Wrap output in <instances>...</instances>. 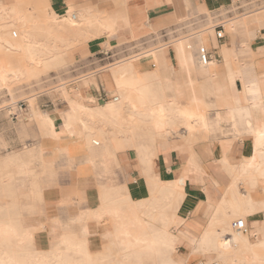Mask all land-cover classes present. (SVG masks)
I'll list each match as a JSON object with an SVG mask.
<instances>
[{
	"label": "rangeland",
	"instance_id": "obj_1",
	"mask_svg": "<svg viewBox=\"0 0 264 264\" xmlns=\"http://www.w3.org/2000/svg\"><path fill=\"white\" fill-rule=\"evenodd\" d=\"M0 3L1 38L6 37L7 41L18 44L26 40L25 36L29 35L32 41H39L48 48H58L57 56L59 60L42 66L43 63L48 62L46 60L49 57L48 54L43 57L45 59L43 63L31 60L29 62L27 60L22 61V59L21 62L20 57L15 54L4 48L0 50V67H7L11 71L26 69V72L16 78L11 74L8 75L6 80L0 81V218L9 219L20 229L38 230L39 233L35 236L31 245L32 249L45 250L46 252L59 250L58 252L77 259L78 257L70 251H66L65 246L60 243L63 237L74 235L81 241L92 240L104 248L110 246L115 240L109 219L105 217L97 219L92 216L93 212L99 210L102 203L108 204L117 201L118 206L122 207L124 205L123 200L128 197V195L122 194V188L116 178L111 156L108 155L110 150L134 149L137 152L138 150L144 151L147 157L149 154L155 155L154 152L153 154L150 153L151 147L157 141V136L153 133L152 128L147 123H128L124 120L127 114L135 111L147 113L150 109L152 111L161 109V113L165 111V114L170 115L178 106H189V101L185 98H177L175 103L170 101L172 92L164 89L161 76L166 75L175 80L178 67L175 66L172 70L166 66L162 67L160 57L170 49L179 52L180 47L183 46L182 42L193 43L194 40L189 36H185L191 31H178L173 36L170 35L167 44H164V41L159 38L152 41V39L158 37L159 33L157 32L138 40L127 41L122 39L107 47L110 56L108 59L98 64H92V61L97 58L88 57L85 44L96 36L91 38L85 35L96 31L92 27L88 28L86 21L81 18V15L84 16V12L75 13L76 22L81 30L79 34H66L63 28H66L67 23H70V13L67 14V18L64 19L63 23H58L57 20L54 21L51 17H47L50 14L55 15L50 10L49 0H2ZM197 12L199 14L204 13L199 9ZM55 16L58 20L63 18V16ZM247 16L252 17L247 18ZM245 17L247 19L243 20ZM259 17H264V0H251L248 5H242L239 9L235 5L230 7V15L225 17V19H229L224 27L225 36L226 41L230 42V46H234L237 52L242 50L240 45L243 42L250 48L251 40L248 41L247 35L238 28L237 31L240 30V32H231L230 28L234 24L230 21H234L235 24L240 21L248 23L247 20H257ZM187 18L189 17L185 13L178 14L172 24L173 28H170H178L179 24ZM106 19L104 17L103 20L106 22ZM258 24L263 25L258 30H264V22ZM202 38H204L203 34ZM202 42H204V39H202ZM193 46L194 52H196L197 45L194 44ZM151 56H153V61L150 59L151 61L147 62L146 59ZM238 56L240 55L238 54ZM238 61L245 62L248 65L247 58L238 57ZM143 63L145 65L140 66ZM217 65L218 68L216 64L214 66L217 68L215 71L216 76L229 72L228 67H222L219 62ZM121 66L129 67L124 76L139 78L149 88L147 93L140 96V98L133 97L132 105L121 106L124 122L88 118L85 132L83 127L78 125L76 126V135L59 133L53 139V141H56L62 135L79 139L87 132H93L101 136L100 139L95 138V140L100 141V146L95 147L102 148L104 151L103 161L107 160V166L105 164L106 168H102V170L105 171V175L103 172L95 175L91 184L94 191L92 197L79 196L77 200H74L71 195L72 191L68 189L66 174L68 167H58L57 164L52 162L51 158L47 159L41 141L51 139L48 137L46 127L33 116L35 113L48 114L45 110L52 106L53 102L59 101L68 107L71 106L68 95H65L66 87L92 76L90 74L92 70L101 73L100 76L110 82V73L117 71ZM203 70L204 68H200L201 72ZM204 78L208 80L204 81V83L208 82V85H204V89L200 88L197 92L199 97L207 104L203 105L202 115L206 116L207 114L212 117L216 112L227 110L230 107V101L225 94L212 93L214 86L210 82L215 76ZM84 82H87V80H84ZM110 91L112 97L119 98L120 88L117 87V93L115 88L111 86ZM109 101H111V98L106 102ZM84 114H86V111ZM165 134L163 140L172 143L180 142L183 136L179 127L168 128ZM202 135L204 140L212 138L218 142L223 139H230L231 142L246 139L245 136L239 134L234 138L229 127L224 128L222 132L218 130L207 133L202 132ZM247 139L252 142L250 138ZM194 143L195 140L193 139L187 145L190 147ZM95 147H92V149ZM103 156L100 154L101 160ZM7 157L12 158L7 159ZM262 193L261 190L257 191L258 196H262ZM136 203L138 202H133V205H136ZM79 215L80 217H78ZM238 219L241 218L232 215L225 220V223L228 228L232 229L231 222ZM156 227L158 228L159 225L156 224ZM222 227H224V223L216 226L215 230H220ZM173 230L174 228L169 232L179 236L178 228L176 231ZM249 234L248 240L250 243H256L263 237L253 236L254 232H249ZM243 235H247V233L237 234L236 238ZM45 240L49 241V246L45 245L48 242H45ZM194 243L195 240L191 241L192 251L197 249V245ZM236 248L238 249L236 250ZM185 250L190 249L184 244H180L168 256L167 252L161 248V251L141 258L139 264H154L166 260L185 264L178 260V258L185 256ZM244 252V247L237 245L234 248L235 254L232 253V255L226 256V259L225 257L218 258L216 253H209L210 256L203 255L197 249L192 253L190 260L192 258L197 259L196 264H233L234 260H238L240 264H247L249 258ZM115 253L116 250H113L110 257L113 264L123 260L122 256ZM258 258L260 263L264 264V252L260 253Z\"/></svg>",
	"mask_w": 264,
	"mask_h": 264
},
{
	"label": "crops",
	"instance_id": "obj_2",
	"mask_svg": "<svg viewBox=\"0 0 264 264\" xmlns=\"http://www.w3.org/2000/svg\"><path fill=\"white\" fill-rule=\"evenodd\" d=\"M235 1L237 0H49V7L57 16H64L71 12L73 14L90 12L107 18L108 25L113 29L105 30L85 44L88 57L92 58L122 39L138 40L172 27L178 14H199L198 9L204 13L225 10ZM247 22L240 21L235 24L234 21H230L234 24L231 32L241 30L247 35L248 41L251 40L250 48L243 42L240 45L242 50L239 52L234 46H230V42L226 41V36L221 42L207 38V34H203L204 38L200 36V44L210 50L216 49L215 54L219 58V63L222 67L229 68L227 74L216 76L215 71L218 65L215 62L201 72L194 52L195 42L184 41L179 52L170 49L160 57L162 67L166 66L171 70L175 66L178 67L175 80L166 75L161 76L164 89L172 92L170 101L175 103L177 98H185L189 101V106H178L177 108H191L195 114L202 115L203 105L207 104L199 97L197 90L200 88L203 90L204 85H208V82L204 83L208 81L204 77L215 76L210 82L214 86L212 93L225 94L230 101V107L227 110L216 112L212 117L206 114L209 123L207 131L199 127L197 123L194 124L192 136L195 143L193 145L189 147L187 145L189 141L182 142V139L180 142L172 143L160 138L150 149V153L154 152L155 155L149 154L145 159L140 157L134 149L110 150L108 154L111 156L122 194L128 195L134 202L151 197L150 180L159 178V181L166 183L187 176L183 196L176 210L177 216L183 220L178 227L179 236L176 246L184 244L190 249L185 250L184 257L178 258L181 263L196 264L197 259L190 260L191 241L199 239L204 234L210 216L217 204L222 202L231 182L227 169L238 165L243 158L251 156L252 153V142L247 138L234 142L230 139H223L218 142L212 138L202 139V132L217 130L222 132L224 128L229 127L233 137L236 138L235 130L231 127L230 120L227 119L229 113L232 119L245 118L253 126L264 124V82H262L264 78V30H258L263 25H259L255 19L247 20ZM237 28L240 30L237 31ZM224 47L230 52L229 57L224 53ZM238 57L247 58L248 65L245 62H239ZM97 63L92 61V64ZM215 64L217 68L214 67ZM234 71L238 72L237 77L231 76ZM158 73L161 75L160 72ZM90 74L92 76L84 79L87 82L83 83L84 80H79L66 87L68 99L86 108H97L112 102V100L106 102L112 97L110 95L111 86L117 91L112 74L110 73V82L101 77V73H96V70H92ZM51 105L45 111L53 119L54 124L60 126L62 117L69 107L59 101ZM154 110L161 113V109ZM174 112L167 115L164 111L159 115L162 120L168 119L164 118L166 115L175 119L176 125L174 126L179 127L183 136L186 137L188 133L182 125L180 126V123H177L178 118ZM217 114L224 117L222 121L217 119ZM235 122H238V130L242 131L241 121ZM41 144L46 151L47 159L51 158L58 167H68L66 172L68 189L72 191L71 195L74 200H77L79 196L92 197L94 191L91 184L94 177L103 172L102 168L107 166V160L103 161L100 157V154H103L102 148H90L85 134L79 139L62 135L56 141L42 140ZM76 194L78 196L75 197ZM230 216H232L231 212ZM246 225V233L254 232L258 237L264 236V212L246 218Z\"/></svg>",
	"mask_w": 264,
	"mask_h": 264
},
{
	"label": "bare ground",
	"instance_id": "obj_3",
	"mask_svg": "<svg viewBox=\"0 0 264 264\" xmlns=\"http://www.w3.org/2000/svg\"><path fill=\"white\" fill-rule=\"evenodd\" d=\"M47 17H51L54 21L57 20L58 23H63L67 15L60 18V21L56 19V16L53 14ZM81 18L86 21L88 28L92 27L96 31L85 35L87 37L93 38L94 36L102 34V32L107 29H113L112 26L108 25L107 19L105 22L103 20L104 17L99 14L85 12L84 16L81 15ZM69 21L70 23H67L66 28H63L64 32L66 34H79L81 30L76 19H72L69 16ZM263 21L264 17H259V19L256 20L258 23ZM25 37L26 40L18 44L7 41L8 39L6 40V37L4 39L0 37V50L4 48L8 52L20 57V61L22 59V61L27 60L28 62L31 60L43 63L45 61L43 57L48 54L49 57L46 58L48 62L43 63L42 66L59 61L57 56L58 48H48L43 43H39V41H32L29 35ZM224 53L229 57L230 52L226 47H224ZM152 58L153 56L146 59L148 60L147 62L151 61ZM145 63L140 66L143 67ZM197 65L200 68L208 67H202L198 62ZM127 66H121L117 71L112 73L114 84L121 89L118 101H112L97 108H86L80 103L70 100L71 106H69L68 111L63 115L60 126L54 124L49 114L35 113L33 117L46 127L48 137L51 140L55 139L59 133L76 135V126L78 125H81L85 132V130H87L85 125L88 118L124 122L121 106L126 104L128 106L132 105L133 97L140 98V96L145 95L149 89L141 79L124 76V73L127 72L129 68ZM24 72H26V69L11 71L7 69V67L1 66L0 81L6 80L8 75L12 74L13 77L16 78ZM237 75V71L231 73L232 77H237ZM262 82H264V78ZM85 111L86 114H84ZM174 113L178 118V120H176L177 123H180L188 133L186 137L182 136V142L193 140L192 132L195 123L207 131L209 123L205 115L200 116L195 114L194 110L191 108H177ZM216 116L217 119L221 121L224 118L220 114ZM161 118L159 112L150 109L147 113L130 112L124 120L128 123L138 122L149 124L148 126L152 128L158 140L164 138L169 127H175L174 125H176L175 119L169 118L167 115L164 118L168 119L162 120ZM227 119L230 120L231 127L237 133L236 136L239 134L245 136L244 138H250L252 140V153L251 156L243 158L238 165L230 166V168L227 169L231 177L227 192L222 202L217 204L215 210L213 209L214 212L209 218L204 234L199 239L195 240L194 244L197 245V249L200 250L203 255L208 256L209 253H216L218 258H226V256L232 255L235 246L240 245L244 247V254L249 258L248 263L246 261L247 264H261L258 256L260 253L264 252V236L256 243L249 242V233L236 238V232L228 228L225 220L230 217V212L234 217L241 218V220H246V218L250 216H254L259 212H264V147H262L258 137V133L264 132V124L261 123L253 126L250 121L245 118L232 119L230 113ZM227 121L228 120H226V122ZM235 121H241V125L243 126L242 131L238 130V122ZM85 137L90 148L100 146V141L95 140V138L100 139V135L87 132ZM138 153L143 159L147 158L144 151L138 150ZM11 158L12 157H7V159ZM103 158L104 156L102 160ZM186 178L187 176L166 183L159 181V178L150 180L151 197L147 200L139 201L136 205H133L134 201H132L129 196L123 200L124 205H122V207L118 206L117 201L108 204L102 203L98 211L91 212L92 216L97 219H102L104 217L109 219L112 224V233L115 240L110 246L104 248L101 247L100 244L94 243L92 240L81 241L74 235L63 237L60 243L65 246L66 251H70L74 256L78 257L77 259L65 255L62 252H58L59 250L46 252L45 250L32 249L31 245L39 231L20 229L14 222L1 217L0 264H113L110 261L113 250H116L115 254L122 256L124 260L117 261L116 264H139L141 258L161 251V248L165 250L169 256L176 250L178 239V236L170 233L169 230L174 228L173 231H176L183 222V220L177 216L176 210L179 200H181L183 196V187ZM258 190L263 192L262 196L257 195ZM78 217H80V215ZM221 223H224V227L220 230H215V227L219 226ZM156 224L159 225L158 228ZM253 236H256V234ZM46 241L48 240H45V242ZM45 245L49 246V241ZM237 249L238 248H236V250ZM196 250L191 251L194 253ZM154 264L178 263L172 260H166L160 263L155 262ZM233 264L240 263L238 260H234Z\"/></svg>",
	"mask_w": 264,
	"mask_h": 264
},
{
	"label": "built area",
	"instance_id": "obj_4",
	"mask_svg": "<svg viewBox=\"0 0 264 264\" xmlns=\"http://www.w3.org/2000/svg\"><path fill=\"white\" fill-rule=\"evenodd\" d=\"M249 2H251V0H237L231 3L230 7L235 5L236 8L239 9L242 5H248ZM230 7L225 10H216V11L205 12L197 15L193 14L192 16L186 14L187 17L189 18L183 20L181 24H179L178 28L171 29L173 28L171 27L166 30H163L159 32L158 37L152 39V41H155L156 39L159 38L164 41V44H167L168 37L170 35L173 36L178 31H188V32L191 31V33H188V35L185 36H189L191 39L194 40V42L197 45L195 56L198 64L202 67H207L213 62L218 63L219 58L215 54L216 49L210 50L208 47L200 44V36L202 34H207V38H211L215 42L223 41L225 39L224 27L227 21H229V19L228 18L225 19V17H228L230 15ZM70 17L72 19H76V16L73 13H70ZM109 57H110L109 51L105 50L102 53L98 54L97 56L93 57V58H97L94 59L93 62L100 63L101 61H104ZM111 100L113 102H116L118 101V98L111 97ZM230 226L236 232V234H242V233L244 234L247 232L246 220H241V219L235 220L231 222Z\"/></svg>",
	"mask_w": 264,
	"mask_h": 264
},
{
	"label": "snow or ice",
	"instance_id": "obj_5",
	"mask_svg": "<svg viewBox=\"0 0 264 264\" xmlns=\"http://www.w3.org/2000/svg\"><path fill=\"white\" fill-rule=\"evenodd\" d=\"M258 137H259L262 147H264V132L258 133Z\"/></svg>",
	"mask_w": 264,
	"mask_h": 264
}]
</instances>
